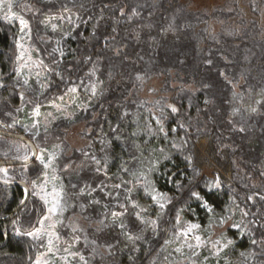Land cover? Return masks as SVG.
<instances>
[{
	"label": "trees",
	"instance_id": "1",
	"mask_svg": "<svg viewBox=\"0 0 264 264\" xmlns=\"http://www.w3.org/2000/svg\"><path fill=\"white\" fill-rule=\"evenodd\" d=\"M24 2L19 0L20 4ZM29 2L41 11L33 16L31 12H22L20 7H14V12L30 21L33 42L41 49L40 56L46 64L51 61L44 49L50 50L51 45L41 43L38 39V35L43 36L45 33L41 21L48 16L64 13L65 4L74 16L88 20L86 25L78 29L84 35L77 40L67 41L68 54L61 69L71 64V77L77 83L80 79L86 85L102 81L98 86L103 95L93 97L84 88L78 93V97L86 101L87 106L90 102L88 111H83L84 108L76 110L77 115L72 122L56 120L47 133L42 129L41 135L33 139L35 130L31 124L34 122V105L22 102L20 93H25L26 100L42 105L40 111H43L53 103H58L56 97L63 94L65 85L59 82L58 77L50 75L59 87L38 97L35 91H28L16 82L14 41L17 29L14 23L9 24L0 19V83L4 84V87H0V131L23 136L35 148L39 145L51 151L56 145L63 146L65 155L61 163L74 162L70 163L68 172L61 173L66 184L69 179L81 186L84 181L107 179L96 177L89 169L82 172L78 180L76 171L85 157L77 150L83 149L99 155L100 141L106 138L105 133L110 132V123H121L124 135L131 138V131H139V128L144 127L143 117L148 115L149 110L156 112L163 107L167 115L166 105L175 104L180 114L169 117L165 126L171 129L178 127L179 123H185L187 128V134L184 129L178 128L177 132L170 133L167 140L160 135L155 139L143 134L136 137L145 156L164 148L172 157L170 161H164L160 173L154 177L156 186L174 198L159 222L158 235L153 236L148 230L145 232L147 242L139 241L132 245L119 236L115 229L95 231L96 221L102 211L99 206L89 207L84 213L79 208L66 213L67 217L77 213L82 218L89 216L90 220L84 219L89 240L96 239L99 244L109 242L114 245L111 255L100 248L94 259L91 258V245L81 247V251L91 259V264H151L153 259L157 264H167L168 261L163 257L172 253L176 244L165 245L164 241L172 236L175 214L180 208H184V220L207 227L208 213L196 201L188 198V189L192 186L188 181L192 179L193 172L186 167L180 153L171 149V142H179L180 138L189 139L190 144L202 150L199 161L203 165L202 174L193 181L197 185L196 190L204 194L207 192L205 181L212 179L214 172L221 174L222 187L209 192L206 197L215 205L218 214L235 197L241 208L255 214L246 219L264 221V202L257 201L256 205H252L246 201V197L253 192L264 193V175H261L264 173V106L255 103L256 100H264V0H230L228 7L208 11L191 8V0H75L74 3H69V0H53L51 4L42 3L41 0ZM121 9L125 15H121ZM133 9L137 15L132 14ZM69 48L74 51H68ZM117 50L119 55L116 54ZM89 56L92 61L85 63V58ZM93 64L97 72L89 80L86 73ZM221 73L233 81L235 88L227 83ZM64 74L67 76L66 72ZM137 76L143 79L138 80ZM233 92L237 94L235 97ZM252 107H257L258 111L252 113ZM17 108L22 110L17 112ZM233 109L239 111L234 113ZM124 113L127 115L121 122L120 117ZM137 120L139 128L133 123ZM8 124L18 126L7 128ZM26 126L28 131H25ZM240 127L245 131H238ZM76 128L81 129V137L86 142L80 148L69 142V132ZM20 142L0 135V162L15 161L10 160V156L13 155V145ZM124 143L127 144V141ZM114 147L116 159L110 163L109 176L118 173L121 160H128L131 153L139 155L135 149L124 151L121 143H115ZM36 165L35 160L28 164V173L23 172L24 165L12 166L10 173L15 177L14 181L7 186H0V264H31L29 257L34 259L39 251H43L33 247L34 242L30 237L18 236L12 229L13 220L18 219V227L22 231L32 230L40 214L38 200L29 196L27 207L20 209L12 220L4 221L19 208V201L24 198L23 187L14 184L35 179ZM168 172L176 173L174 180L184 184L182 190L168 182L165 174ZM107 182L111 184L114 181ZM72 191L69 188V194ZM155 209L154 217L159 211L157 207ZM233 211L235 214L232 218L240 220V211L235 208ZM250 227L252 232L243 237L237 235L235 230L227 234L236 239L235 248L227 250V255L230 256L232 252L236 256L230 262L221 261L220 264H264V229ZM133 229L138 231L136 225ZM60 231L63 235L68 229ZM252 239H256L258 244L252 245ZM241 252L245 253L247 259L240 256ZM204 256L205 252L201 259ZM209 261L214 264V260Z\"/></svg>",
	"mask_w": 264,
	"mask_h": 264
},
{
	"label": "snow or ice",
	"instance_id": "2",
	"mask_svg": "<svg viewBox=\"0 0 264 264\" xmlns=\"http://www.w3.org/2000/svg\"><path fill=\"white\" fill-rule=\"evenodd\" d=\"M41 2L51 4L53 0H41ZM74 2L75 0H69V3ZM14 7H20L23 11L31 12L33 16L41 10L34 8L29 0H25L23 4H20L19 0H0V12H3V16H0V19L6 20L9 24H13L14 21L18 24V32L14 41L16 50L14 78L16 82L28 91H35L38 97L45 95L54 87H59L50 78V75L58 77L59 82L65 85L63 94L56 97L57 100L61 101L63 107L61 104L56 103L51 105L59 115L48 112L45 116L46 124L43 130L47 133L49 127L57 119H64L69 122L75 120L77 113L71 109L80 106L77 104V100L81 88H84L85 91H90L93 97L98 94L103 95L98 86L102 81L97 80V82L86 85L85 81L80 79L79 83H77L71 77L73 71L71 64L61 69V65L64 64L65 57L68 54L66 51L67 41H74L82 37L84 34L78 29L82 25H86L88 20L81 16H74L68 5L65 4L63 9L64 13L67 14L48 16L41 21L45 33L43 36L38 35V39L41 43L51 45L50 50L44 49L51 61L50 64H46L45 59L40 56L41 49L36 47L33 42V28L30 21L25 19L23 15L14 12ZM132 14L137 15L138 13L133 9ZM121 15H125L123 9H121ZM64 25H67V28ZM49 33L53 35H49ZM93 35H95V28ZM68 51L74 50L69 48ZM116 54L119 55V50H117ZM91 61L92 57L89 56L85 58L84 62ZM208 63L211 64V61H208ZM65 72L67 76L64 74ZM96 72L97 68L93 64V67L86 73L89 80L96 76ZM221 75L225 77L228 84L235 88L236 85L232 80L228 79L224 73H221ZM137 79L143 78L137 76ZM33 84H35V88H33ZM0 87H4V84L0 83ZM205 87L208 86L205 85ZM236 95L233 92V96L235 97ZM66 97L68 98L67 100L65 99ZM20 99L22 102L33 103V115L40 116V107L42 105L38 102L34 103L32 100H26L24 92L20 93ZM208 102L205 101V103ZM159 103L157 101V105ZM255 103L264 106V100H256ZM90 106L89 102V105L85 106L83 111H88ZM166 107L168 109L167 115H165L163 107L158 108L156 112L149 110L148 115L143 117L145 121L143 128H139V120L133 121L139 131H131V138L124 135L121 123L115 125L110 123V132L105 133L106 138L100 141L99 155L96 152L78 149L77 151H80L85 157V160L81 162L79 169L76 171L78 180L81 179V173L89 169L96 177L107 178L91 182L84 181L83 186L79 183H73L71 179H69L67 184L64 182V177L61 173L68 172L70 163L74 162L61 163L65 155L63 146L56 145L50 151L47 148L36 145L39 148L38 152L32 151L27 144L17 148V154L12 159L24 162V173L29 172L28 162L30 160L37 161L34 169L36 178L31 181H21L25 185L24 198L19 201L18 207L21 209L27 207L28 197L31 196L40 202L39 217L36 223L32 225V230L30 231H22L18 227V219H14L12 222V229L16 235L30 237L34 242L33 247L38 250L43 249V251H39V254L34 259L29 257L31 264H91V259L81 251V247L87 248L89 245H91L92 259L98 254V249L100 248H103L109 255L112 254L114 245L109 242L99 244L96 239L89 240L87 229L77 220L66 216L69 209L75 210L79 208L81 213H84L87 212L89 207L99 206L102 211L96 221L97 227L95 231L101 232L108 228L115 229L119 236L132 245H136L139 241L147 242L145 232L148 230L152 232L153 236L158 235L159 222L174 198L156 186L154 177L157 173H160L161 167L164 166V161H170L172 157L164 148L155 150L154 153L145 156L144 150L137 143L136 137L143 134L148 135L150 139H155L157 135H160L167 140L170 133L177 132L178 128L184 129L187 134L185 123H179L178 127L171 129L166 128L165 121L169 117L179 116L180 114V109L175 104H167ZM21 110V108L16 109L17 112ZM238 111L239 109H233L234 113ZM257 111V107L251 108L252 113ZM126 115L127 113H124L120 117L121 122ZM6 127L12 128L14 125L8 124ZM31 128L35 130L33 139L41 135L39 120H35L31 124ZM25 131H28L27 126ZM238 131L244 132L245 129L240 127ZM125 141H127V144L124 143ZM146 142L144 141V143ZM115 143H121L126 152L130 149H135L139 155L131 153L128 160H121L118 173L109 176L110 163L116 159L114 155ZM223 147L226 148L228 145ZM171 149L180 153L186 167L193 172L192 179L188 181L192 185L188 189V198L196 201L198 206L208 213V225L204 227L198 222L184 220L182 218L184 208L178 209L172 225V236L164 241L165 245L176 244L177 246L172 253L165 255L163 259L169 261L170 256L174 253L178 257L185 258L188 264H203L209 257L204 256L203 261H201V251L207 249L210 256L216 258L217 264H219L222 254L226 255L227 250L234 249L236 245V239L227 235L230 230H236L237 235L243 237L252 232V227L250 226L264 229V221L246 219L250 215L255 214L246 208H241L235 197H232L223 212L218 214L215 205L206 197L209 192L219 190L222 187L221 174L214 172L212 179L205 181L204 187L207 192L202 194L201 191L196 190L197 185L193 184L196 177L202 174L203 165L199 162L202 150L197 145L190 144V140L186 138H180L179 142L172 141ZM217 151H220V149H217ZM157 152L158 154H156ZM165 174L168 182L174 183L178 190L184 188V184L174 180L176 173L168 172ZM261 175H264V173H261ZM14 179L15 177L10 173L8 167L0 166V183L9 185ZM108 180H113L114 182L109 184ZM29 184L30 187L28 186ZM69 188L73 190L71 194H69ZM97 194H99V197ZM144 198L151 201L149 206H145L140 202ZM246 201L252 205H256L257 201L264 202V193L253 192L246 197ZM150 206H155L159 209L155 218L148 215ZM233 208L240 211V221L233 220L232 217L235 214ZM257 211L259 212V209ZM83 219L90 220V217L83 216ZM134 225L138 227V231H134ZM217 227L222 229L218 238L212 239V235H203L204 232ZM65 228L68 231L62 235L60 230ZM82 235L83 244L81 243ZM251 244L257 245L258 241L252 239ZM134 250L138 251L139 248ZM249 255H254V253H249ZM240 256L247 259L244 252H241ZM151 264H157L156 260L153 259ZM176 264H179V261Z\"/></svg>",
	"mask_w": 264,
	"mask_h": 264
},
{
	"label": "rangeland",
	"instance_id": "3",
	"mask_svg": "<svg viewBox=\"0 0 264 264\" xmlns=\"http://www.w3.org/2000/svg\"><path fill=\"white\" fill-rule=\"evenodd\" d=\"M229 3H230V0H191V8L197 9V10L208 11L209 9H212V8H220L222 6L228 7ZM22 12H27V11H23L22 10ZM0 16H3V12H0ZM13 23H14L16 29H17V32H18V24H16L15 21ZM64 27L67 28V25H64ZM65 99L67 100L68 98L66 97ZM56 104H61V101H58V103H56ZM77 104H79L80 106L72 108L71 109L72 111L81 110L85 106H87V102L81 100L79 97H78V100H77ZM61 106L63 107V104H61ZM48 112H53L54 115H59L58 113L55 112V109L52 108L51 106L48 107L47 109L43 110V111H40V116L39 117L34 116V121L35 120H39L40 121V130H42L44 128V125L46 124L45 116H46V114ZM17 126L18 125H15L14 127L17 128ZM80 132H81L80 128H76V129H74V130L69 132V142H71V144L74 147H76V148H80V147L84 146L85 143H86L84 141V139H82ZM23 145H25V143H21V142L20 143H16L15 145H13V148H14L13 152H12L13 155L10 156V157H13L14 155H16L17 154V148L18 147H23ZM27 145H29V144H27ZM38 151H39V148L36 147V152H38ZM10 160H13V159H10ZM15 161H17V160H15ZM8 168L10 170L12 167H8ZM140 202L143 205H145V206H149L151 204V201H149L146 198L141 199ZM155 208H156L155 206H150L149 207L148 215L151 216L152 218H155L153 216V214L156 212ZM69 210H71V209H69ZM71 218L77 220L84 228L87 227V222H85V220L79 215V213L75 214ZM233 220L240 221L238 219H233ZM66 223H67V221H66ZM221 231H222V229L217 227V228L211 229L210 231L208 230V231L204 232L203 235H205V236L212 235V239H216V238L219 237ZM230 231H234V230H230ZM230 231L227 234L230 235ZM203 252H205V256H208L209 259L214 260V264H217L216 258L211 257L207 249L202 250L201 251V255H202ZM234 256H236V254L232 253V252L230 253V256H228L227 254L226 255L222 254V258H220L219 264H220L221 261L230 262L231 259H234ZM209 259L207 261H204L203 264H211ZM177 261H179V264H188V261L185 258L178 257L174 253H173L172 257L169 259L167 264H176ZM201 261H203V258L201 259Z\"/></svg>",
	"mask_w": 264,
	"mask_h": 264
},
{
	"label": "water",
	"instance_id": "4",
	"mask_svg": "<svg viewBox=\"0 0 264 264\" xmlns=\"http://www.w3.org/2000/svg\"><path fill=\"white\" fill-rule=\"evenodd\" d=\"M0 135L4 136V137H7V138H10V139H17V140H20L26 144H29L30 147L32 148V151H36V148L35 146L29 142L25 137L23 136H20V135H16V134H10V133H6L5 131H0ZM34 160H30L28 162V164L32 163ZM18 165H24V162L22 161H1L0 162V166H5V167H12V166H18ZM4 185V184H3ZM13 185V184H12ZM4 186H7V185H4ZM14 186H19V187H25L24 184H14ZM29 198V197H28ZM20 207L11 215L9 216L7 219H5L4 221H9V220H12L15 215L20 211Z\"/></svg>",
	"mask_w": 264,
	"mask_h": 264
},
{
	"label": "flooded vegetation",
	"instance_id": "5",
	"mask_svg": "<svg viewBox=\"0 0 264 264\" xmlns=\"http://www.w3.org/2000/svg\"><path fill=\"white\" fill-rule=\"evenodd\" d=\"M15 140H17V139H15ZM22 143H24V142H22ZM26 144V143H25ZM31 148V147H30ZM31 150H32V148H31ZM23 162V161H22ZM18 184H20V183H18ZM21 184H23V183H21ZM0 186H3V184L2 183H0ZM24 189V188H23Z\"/></svg>",
	"mask_w": 264,
	"mask_h": 264
}]
</instances>
